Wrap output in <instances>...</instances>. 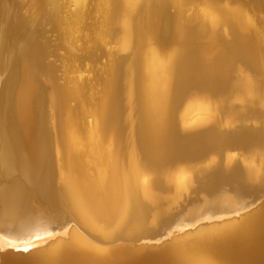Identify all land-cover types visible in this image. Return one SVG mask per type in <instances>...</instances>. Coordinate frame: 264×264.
Instances as JSON below:
<instances>
[{
  "label": "bare ground",
  "instance_id": "obj_1",
  "mask_svg": "<svg viewBox=\"0 0 264 264\" xmlns=\"http://www.w3.org/2000/svg\"><path fill=\"white\" fill-rule=\"evenodd\" d=\"M40 2L60 86L37 7L0 0V264H264V199L244 183L264 175V0ZM49 219L52 236L10 247Z\"/></svg>",
  "mask_w": 264,
  "mask_h": 264
},
{
  "label": "rangeland",
  "instance_id": "obj_2",
  "mask_svg": "<svg viewBox=\"0 0 264 264\" xmlns=\"http://www.w3.org/2000/svg\"><path fill=\"white\" fill-rule=\"evenodd\" d=\"M18 1L20 3V7L22 8V12L26 11L29 8L32 9V6L33 5L35 7V10H36V7H37L36 17L29 19V21L34 26L35 30L38 29L37 30L39 32L38 43L39 44H48L47 45L48 47L46 49L47 50L46 52H47L49 58L47 57V59H45V65H48V64L50 65L51 64V69H52L51 72H52V75H53V77L55 79L56 85L57 86L62 85V80H61V75H62V70H61L62 58L60 59V57L62 56L64 50H63V47L61 45L62 43L59 41L60 39H59V35H58V29H57V25H56V23H55V21H54V19L52 17L53 15H49L50 13H48L49 11H51L50 10V8L52 7L51 4L50 5H48V4L44 5V7H45L44 10L43 9L41 10V8H40L42 6L41 5V2H40L41 0H18ZM170 12H173V10H170ZM52 40H54V41H52ZM97 48H95V50H93L94 52H92L91 49L88 50V52L91 51L89 53L92 54V58L89 60V63L87 61V64H89V67H91V69L93 68L92 69V72L94 73L93 74L94 80L95 79L98 80L97 83L99 85L101 83V85H102V82L105 79L104 77H106L105 75H102L103 74L102 72H104L103 71L104 69L103 70H100V69L104 68V59L103 60H99V58H97V56H100L99 55L100 52H101L100 49L103 50V47L101 48V47L98 46ZM92 49H94V48H92ZM96 51L99 54H97ZM95 56H96V58H95ZM91 60L93 62H91ZM96 61H97V64H96ZM101 61H102L103 64L101 63ZM98 62L100 64V67L101 68L99 67ZM93 63H94V65L96 64V66L92 67L93 66ZM58 67H59V69H58ZM95 67H97V68L99 67L100 69H97ZM58 70H59V72H58ZM99 74H100V76H99ZM95 76H96V78H95ZM97 77H98V79H97ZM99 77L100 78L102 77L101 80H100ZM40 82H41L42 88L44 90H46V88H45V82H44V78L43 77L40 78ZM99 90H100V88H99ZM95 95H96V97L94 96V98L97 99V97H99L98 93L96 92Z\"/></svg>",
  "mask_w": 264,
  "mask_h": 264
},
{
  "label": "snow or ice",
  "instance_id": "obj_3",
  "mask_svg": "<svg viewBox=\"0 0 264 264\" xmlns=\"http://www.w3.org/2000/svg\"><path fill=\"white\" fill-rule=\"evenodd\" d=\"M208 100L209 98L207 97L206 94L197 92L196 94L191 95V97L187 100V104L192 107V106H198L205 112H208ZM187 127V126H186ZM260 147L264 148V137L261 138L260 141ZM173 163H184L183 161H175ZM245 185L249 188H258L261 198L264 199V175L260 176V180L258 184L251 183L247 180H245ZM18 192L22 198V201L26 202L28 193L27 191L23 188L20 187L18 188ZM237 199H239L242 196V193H237L236 194ZM239 215V214H237ZM55 230V220L54 219H49L46 222H41L40 224L37 225L35 231L29 232L27 235L22 236L17 238L18 242L13 243L12 240H9V244L11 248L18 249L24 253H27L30 251L32 247L35 245L33 244L34 239H41L42 237L40 236V232L43 231L46 235L52 236L53 231ZM66 234V233H65ZM0 239H4L3 236H0ZM22 245V247H20Z\"/></svg>",
  "mask_w": 264,
  "mask_h": 264
},
{
  "label": "clouds",
  "instance_id": "obj_4",
  "mask_svg": "<svg viewBox=\"0 0 264 264\" xmlns=\"http://www.w3.org/2000/svg\"><path fill=\"white\" fill-rule=\"evenodd\" d=\"M207 103H208V112H209V115H211L213 112V102L211 99H209Z\"/></svg>",
  "mask_w": 264,
  "mask_h": 264
}]
</instances>
